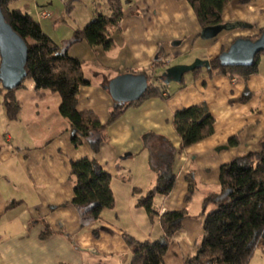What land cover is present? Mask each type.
<instances>
[{
    "label": "crops",
    "instance_id": "obj_1",
    "mask_svg": "<svg viewBox=\"0 0 264 264\" xmlns=\"http://www.w3.org/2000/svg\"><path fill=\"white\" fill-rule=\"evenodd\" d=\"M97 1L93 0L92 12L74 31L92 19L101 5ZM123 3L120 29L112 35L110 50L92 48L86 42L68 48L71 56L84 62L83 73L90 82L80 89L78 110L93 111L103 124L108 122L115 102L105 85L114 77L146 70L155 83L169 67L215 58L243 37L240 29L251 30L264 21V0H257L252 7L233 3L224 11V24L243 26L224 30L221 38L204 39L188 1ZM176 41L180 44L174 45ZM159 60L164 62L162 68L155 67ZM156 85L165 89L163 96L130 106L108 124L98 152L87 141L79 146L72 143L70 124L59 112V94L36 91L28 80L15 91L22 108L19 118L10 121L3 105L5 93L0 91V264H131L133 248L126 235L154 242L164 234L159 218L152 220L137 206L138 199L157 184L151 153L144 143L147 134L164 138L175 151L171 162L174 189L166 196L156 194L154 207L160 215L188 210L182 229L170 240L164 263L185 264L196 256L204 218L214 208L204 212L203 201L220 191L221 166L262 148L264 59L260 56L258 73L247 80L206 69L186 73L180 83ZM199 103L208 106L215 120L214 133L183 150L174 114ZM232 138L237 140L235 145L230 144ZM166 148L159 145V151ZM81 158L96 160L112 175L116 202L114 208L103 210L97 219L86 223L72 204L71 162ZM189 181L195 193L186 201ZM46 231L50 235L42 238ZM248 264H264L260 245Z\"/></svg>",
    "mask_w": 264,
    "mask_h": 264
},
{
    "label": "trees",
    "instance_id": "obj_2",
    "mask_svg": "<svg viewBox=\"0 0 264 264\" xmlns=\"http://www.w3.org/2000/svg\"><path fill=\"white\" fill-rule=\"evenodd\" d=\"M16 1L18 0H2L1 9L6 21L26 41L29 48L27 77L18 88L23 87L26 80H31L36 91L49 90L59 94V112L70 124L71 140L75 146L87 141L93 151L98 152L106 139L108 124L116 121L130 106H138L147 98L163 96L165 89L150 81L151 76L146 70H141L134 73L149 76L146 93L137 101H115L106 124L93 111L78 110L80 89L90 82L83 73L84 62L71 56L68 48L86 42L92 48L101 46L110 50L114 44L112 35L115 30L120 29L124 12L123 0H108V14L103 13L98 4L92 19L84 28L75 30L72 38L64 45L57 44L45 33L41 23L31 13L12 9L10 6ZM75 1L77 0H70L68 8ZM185 1L192 6L203 31L207 27L224 24V11L235 0ZM239 1L248 4L252 0ZM263 30L264 28L260 34ZM259 35L251 39L256 40ZM261 54L255 57L253 65L249 67H222L218 55L210 60L207 70L210 73L217 71L219 74L237 75L247 80L258 73ZM154 64L159 68L164 66L161 60ZM202 68L192 73L197 74ZM16 89L6 90L3 86L0 89L5 93L3 105L10 121L19 118L22 108L15 95ZM214 123L205 103L177 110L173 124L182 139L181 148L185 150L211 136L214 133ZM144 143L151 153V165L157 173V184L138 199L137 206L143 207L152 220L159 218L164 234L154 242L138 241L130 235H126V241L133 248L131 264H165L164 257L170 240L182 229L188 210L168 211L160 215L154 207L153 198L156 194L166 196L174 189L176 177L171 170V162L175 151L159 136L147 134L144 136ZM236 143L235 138L230 140V144ZM159 145L167 147L166 150L159 151ZM261 147L258 152H249L221 166L220 191L209 194L203 201L204 212L210 206L214 208L204 218L203 237L196 256L189 258L185 264H248L256 248L259 245L264 247V138ZM71 176L74 181L72 204L80 210L83 223L95 220L103 210L115 207L112 175L96 160L81 158L72 161ZM134 192L140 191L134 189ZM194 193V184L189 181L186 201H190ZM49 235L50 232L46 231L42 238Z\"/></svg>",
    "mask_w": 264,
    "mask_h": 264
},
{
    "label": "water",
    "instance_id": "obj_3",
    "mask_svg": "<svg viewBox=\"0 0 264 264\" xmlns=\"http://www.w3.org/2000/svg\"><path fill=\"white\" fill-rule=\"evenodd\" d=\"M0 0V82L6 90L18 88L27 77L26 66L29 48L26 41L6 21L1 9ZM242 23H227L205 28L201 36L204 39H213L224 30L242 27ZM180 41L174 42L179 45ZM264 53V30L256 40L249 37L237 38L231 46L219 56L222 67H249L255 57ZM202 67L209 68L210 60L196 59L190 65H175L166 69L162 78L167 83L182 82L188 72H193ZM148 75L128 72L119 74L108 82L106 89L114 101L133 102L141 99L148 88Z\"/></svg>",
    "mask_w": 264,
    "mask_h": 264
},
{
    "label": "rangeland",
    "instance_id": "obj_4",
    "mask_svg": "<svg viewBox=\"0 0 264 264\" xmlns=\"http://www.w3.org/2000/svg\"><path fill=\"white\" fill-rule=\"evenodd\" d=\"M256 1L257 0H252L248 4H242L239 0H235L232 1L228 6L233 5V3H238L243 5L244 7H252ZM69 2L70 0H18L16 2H13L10 7L12 9H21L22 11L31 13L41 23L44 32L47 33L57 44L62 45L63 42L72 38L75 32L74 28H77V26L80 27L84 24V21L88 18L94 6L93 0H77L72 3L71 8H68ZM97 2L101 3L103 13L108 14L109 10L106 0H98ZM42 9H47L48 11H50L52 13L51 17L48 19L39 18L37 15L38 12ZM262 17L264 18L263 13ZM263 28L264 21H258V23L254 24L250 28L251 30H248L249 28L240 29L239 32L242 34L240 36L249 38L255 37L260 34V31ZM224 33L225 31H223L218 37L221 38ZM261 57L262 59H264V53L261 54ZM206 69V67L202 68V70ZM162 75L163 73L158 75L154 79L156 84H166L167 86H169L172 83H177L175 81L167 83L166 80L162 78ZM151 80L152 78L150 77V81ZM24 83H28V80H26Z\"/></svg>",
    "mask_w": 264,
    "mask_h": 264
},
{
    "label": "built area",
    "instance_id": "obj_5",
    "mask_svg": "<svg viewBox=\"0 0 264 264\" xmlns=\"http://www.w3.org/2000/svg\"><path fill=\"white\" fill-rule=\"evenodd\" d=\"M51 12L48 11L47 9H42L41 11L38 12V17L41 18V19H48L51 17ZM263 250H264V247H263Z\"/></svg>",
    "mask_w": 264,
    "mask_h": 264
},
{
    "label": "flooded vegetation",
    "instance_id": "obj_6",
    "mask_svg": "<svg viewBox=\"0 0 264 264\" xmlns=\"http://www.w3.org/2000/svg\"><path fill=\"white\" fill-rule=\"evenodd\" d=\"M232 24H236V23H232Z\"/></svg>",
    "mask_w": 264,
    "mask_h": 264
}]
</instances>
